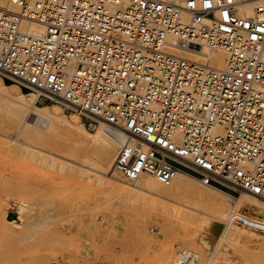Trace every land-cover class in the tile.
I'll use <instances>...</instances> for the list:
<instances>
[{"label":"built area","instance_id":"obj_1","mask_svg":"<svg viewBox=\"0 0 264 264\" xmlns=\"http://www.w3.org/2000/svg\"><path fill=\"white\" fill-rule=\"evenodd\" d=\"M0 78L120 131L132 185L264 201V0H0Z\"/></svg>","mask_w":264,"mask_h":264},{"label":"rangeland","instance_id":"obj_2","mask_svg":"<svg viewBox=\"0 0 264 264\" xmlns=\"http://www.w3.org/2000/svg\"><path fill=\"white\" fill-rule=\"evenodd\" d=\"M3 82L9 86H17L11 82ZM9 89V96H2L0 141L19 145L18 142L25 138L27 131L20 134L12 125L14 118L9 115L10 107L17 102L18 96L14 90L16 88ZM21 91L29 93L24 89ZM37 106H49L52 113L67 119V124L63 126L67 128L61 127L67 131L57 133L53 140L71 143V136L79 135L77 131L72 130V127L76 126L72 118L78 117L77 115L46 100H40ZM54 106L60 109L61 114L56 113L52 108ZM97 124L79 118L77 126L84 125L87 131L92 133ZM68 131L69 133H66ZM65 133L70 134V138ZM8 137L12 139L5 140ZM28 137L30 142H37ZM2 150L0 148V197H10L2 198L4 215L8 217L9 212L13 213L15 199L24 198L31 206V217L35 216V219L44 221L49 227L32 240L21 241L3 225V216L0 214V264H204L207 258L211 257L210 254L219 255L213 260V264H233V260L234 264H249L240 263L232 247L217 246L220 235L215 237V245L207 255L198 257L199 261L198 258H194L193 263L183 261V254L194 256L197 246L204 241L194 228L186 226L174 217L163 223L157 217V211L147 212L145 207L122 205L114 199L111 192L102 187L90 188L79 180L55 173L40 163L36 165L34 161ZM121 180L124 181L122 177ZM170 205L174 209L177 208L174 204ZM259 211L256 207L244 206L238 216L233 218L234 224L264 236V228L259 225V217L264 212ZM205 218L207 222L211 221L208 217Z\"/></svg>","mask_w":264,"mask_h":264},{"label":"bare ground","instance_id":"obj_3","mask_svg":"<svg viewBox=\"0 0 264 264\" xmlns=\"http://www.w3.org/2000/svg\"><path fill=\"white\" fill-rule=\"evenodd\" d=\"M179 55L189 60L201 61L200 55L194 52ZM225 61V54L215 53L212 57V66L222 69ZM9 88H16L14 90L18 100L12 104L10 112L8 109L6 111L9 112V115H13V127L17 128L20 134L26 130L27 135H24L25 138L22 141L19 140V145L0 141V148L4 150H2L3 152L34 161L35 164L40 163L47 169L79 180L90 188L102 187L107 192H111L114 199L122 205L145 207L147 212L157 211L159 215L157 217L163 223L171 217L185 223L186 226L194 228L198 236L204 240L199 243L196 253H194L196 259L199 256L207 255L215 245V237L220 235L217 246H222V248L230 246L235 249L234 252L240 263L264 264V236L244 230L234 224L235 217L246 205L256 207L264 212L263 200L246 192H241L238 198L233 199L184 175H177L168 187L148 175L142 176L134 185L122 181L121 176L115 170L116 157L125 140L120 131L110 129L103 122H98L96 129L91 133L84 125L77 126L79 118L73 116L72 120L76 126L72 125V130L77 131L79 135L70 138V134H66L69 133L68 131L65 134L72 140L71 143H59L53 140V137L59 132L67 131L61 128L67 124V119L52 113L49 106H37L36 96L25 94L20 87L9 86L1 79L0 108L3 104L2 96H9L7 91ZM5 103L8 102L5 101ZM52 108L58 114L61 112L57 106ZM31 120L32 122H30ZM34 126L40 129H35ZM28 136L37 142H30ZM10 139L12 138L8 137L5 140ZM46 144L54 146L49 147ZM22 165L24 164L22 163ZM2 198L0 197L2 223L17 239L32 240L49 227L44 221H38L35 216L31 217V206L24 198L15 199V210L13 213L8 211L10 214L6 217L3 212ZM4 198L10 199L9 195H5ZM170 204L176 205L177 208L174 209ZM205 217L211 221L207 222ZM161 232H163V228H161ZM145 235L148 237L146 230ZM210 256L205 263L203 262L204 264H213V260L217 259L219 255L210 254ZM231 263L234 264V260Z\"/></svg>","mask_w":264,"mask_h":264},{"label":"snow or ice","instance_id":"obj_4","mask_svg":"<svg viewBox=\"0 0 264 264\" xmlns=\"http://www.w3.org/2000/svg\"><path fill=\"white\" fill-rule=\"evenodd\" d=\"M225 18H227V16L225 15Z\"/></svg>","mask_w":264,"mask_h":264}]
</instances>
